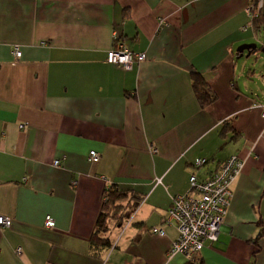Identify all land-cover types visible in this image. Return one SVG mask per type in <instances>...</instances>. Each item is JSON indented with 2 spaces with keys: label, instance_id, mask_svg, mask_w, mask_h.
I'll use <instances>...</instances> for the list:
<instances>
[{
  "label": "crops",
  "instance_id": "crops-1",
  "mask_svg": "<svg viewBox=\"0 0 264 264\" xmlns=\"http://www.w3.org/2000/svg\"><path fill=\"white\" fill-rule=\"evenodd\" d=\"M249 4L0 0V216L11 219L0 264H264V61L236 52L264 37ZM119 42L146 60L129 71L106 63ZM192 73L213 104L200 107ZM231 156L245 164L217 242L169 257L172 200ZM113 186L134 206L111 222L110 247L92 251Z\"/></svg>",
  "mask_w": 264,
  "mask_h": 264
},
{
  "label": "built area",
  "instance_id": "built-area-1",
  "mask_svg": "<svg viewBox=\"0 0 264 264\" xmlns=\"http://www.w3.org/2000/svg\"><path fill=\"white\" fill-rule=\"evenodd\" d=\"M263 7V0L248 5L246 11L251 23L258 17ZM13 56L16 59L21 57L17 46L14 47ZM145 60V54L134 53L125 43L120 42L115 49L109 50L106 56V63L116 65L125 71L131 70L134 64ZM262 116L264 117V112ZM99 158V154L95 151L88 154L90 163H97ZM206 164V159H196L194 167L198 169ZM244 164L245 161L240 156H231L220 163L206 180L201 181L195 175L190 176L189 191L182 196L175 197L168 211V222L176 225L178 233L177 239L171 244L167 253L169 257L182 254L191 258L206 246L217 242L232 197L231 186L241 174ZM57 165L58 161H55L54 166ZM10 225V218L0 216V228H9ZM54 225L52 218L47 217L45 226L53 228ZM151 233L161 237L165 236L164 230L160 228H153ZM20 252V249H17V253ZM128 264L138 263L131 261Z\"/></svg>",
  "mask_w": 264,
  "mask_h": 264
},
{
  "label": "trees",
  "instance_id": "trees-1",
  "mask_svg": "<svg viewBox=\"0 0 264 264\" xmlns=\"http://www.w3.org/2000/svg\"><path fill=\"white\" fill-rule=\"evenodd\" d=\"M257 1L258 0H250V3L255 4ZM252 26L255 30L254 32H258L260 28L264 29L263 10L259 13L258 17L253 20ZM191 86L201 108L213 104L215 96L209 90L201 75L198 73L191 74ZM129 197L127 191H123L114 186L105 191L103 213L100 215L97 221L96 230L90 239V247L93 249L92 251L110 247L111 244L107 237L110 224L112 221H116L117 225H122L125 219L128 218L130 210L134 206L131 205L133 199L129 201ZM124 202H126L125 205L123 204ZM188 264L193 263L189 262Z\"/></svg>",
  "mask_w": 264,
  "mask_h": 264
},
{
  "label": "water",
  "instance_id": "water-1",
  "mask_svg": "<svg viewBox=\"0 0 264 264\" xmlns=\"http://www.w3.org/2000/svg\"><path fill=\"white\" fill-rule=\"evenodd\" d=\"M245 51L247 52L245 56L246 58L249 57L251 53L256 52V51L264 55V47H260L259 49L256 44H243V45H240L236 50V52L239 54L238 58L242 57Z\"/></svg>",
  "mask_w": 264,
  "mask_h": 264
},
{
  "label": "rangeland",
  "instance_id": "rangeland-1",
  "mask_svg": "<svg viewBox=\"0 0 264 264\" xmlns=\"http://www.w3.org/2000/svg\"><path fill=\"white\" fill-rule=\"evenodd\" d=\"M263 6H264V4H263ZM261 37V38H260ZM260 37L258 36V39H257V41H255V43L254 44H256L257 45V47L260 49V47H261V41H263V36L262 35H260ZM260 59H262L263 61H264V55H262V54H258V58L257 57H254V58H251L250 59V61L249 62H251V65L254 63V62H257V61H259Z\"/></svg>",
  "mask_w": 264,
  "mask_h": 264
}]
</instances>
